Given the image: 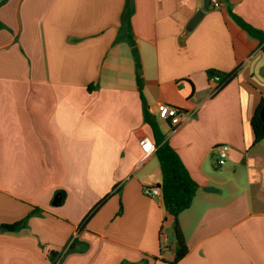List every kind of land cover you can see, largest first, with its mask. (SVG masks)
Masks as SVG:
<instances>
[{
    "label": "crops",
    "instance_id": "1",
    "mask_svg": "<svg viewBox=\"0 0 264 264\" xmlns=\"http://www.w3.org/2000/svg\"><path fill=\"white\" fill-rule=\"evenodd\" d=\"M1 1V0H0ZM143 95L199 190L178 223L162 197L143 122L132 48L118 40L126 0H7L0 6V264H264V140L251 119L264 101V0H133ZM203 18L193 28L199 11ZM209 71L234 74L214 92ZM186 113L177 128L159 119ZM229 156L218 166V147ZM215 188L207 192L206 188ZM104 204L83 223L104 198ZM167 237V238H165ZM74 243V248L69 251Z\"/></svg>",
    "mask_w": 264,
    "mask_h": 264
},
{
    "label": "trees",
    "instance_id": "2",
    "mask_svg": "<svg viewBox=\"0 0 264 264\" xmlns=\"http://www.w3.org/2000/svg\"><path fill=\"white\" fill-rule=\"evenodd\" d=\"M6 2L7 0H1L0 6ZM134 7L135 6L133 0H126L125 9L122 15L121 33L118 40H125L132 48V54L135 61L137 84L142 101L143 122L151 128L153 142L156 147L155 153L159 161L162 173V183L160 185H157V187H159L162 192V200L165 212L168 215L172 216L174 219L173 234L176 240L177 252L176 258L173 263H176L181 260L188 252L185 240L179 228L178 218L181 213L191 207L196 193L199 190V185L191 178L179 155L170 146L165 134L159 127L156 117L151 113L147 101L143 95L142 63L140 60L136 42L132 35L131 27V17L134 13ZM231 16L242 29H244L249 35L260 41L262 46L261 50L264 54V33L245 22L239 16L233 13H231ZM208 75L210 79L216 75L220 76V89L228 84L234 76V74L232 73L222 74L215 71H209ZM263 108L264 101L262 100L251 119V127L254 135L253 145L258 144L264 140V120L260 116ZM107 199L108 196L104 198L98 205H96V207L93 208L92 211L87 215L83 223H86ZM35 212L36 211H33L27 218L23 219L22 221L12 224L0 225V232L13 233L26 228L30 216H32ZM73 248L74 243L70 246L69 251ZM50 258L53 264H59V253L51 252Z\"/></svg>",
    "mask_w": 264,
    "mask_h": 264
},
{
    "label": "built area",
    "instance_id": "3",
    "mask_svg": "<svg viewBox=\"0 0 264 264\" xmlns=\"http://www.w3.org/2000/svg\"><path fill=\"white\" fill-rule=\"evenodd\" d=\"M220 5H221L220 0H210V6H212L213 8H219ZM210 80L211 83H215L217 85L216 88L214 89V92H217L221 87L220 76L216 75L212 77ZM156 111L159 119L163 122L169 123L173 128H177L178 126H180L184 118H190L192 116L191 114L186 113L182 109L163 103L157 105ZM141 149L146 158L148 157L149 154L155 151L156 147L153 140L149 138H145L141 142ZM228 156H229L228 145H221L220 147H218V161H217L218 166H222L226 162ZM145 194L150 197H162L161 189L157 186H152L147 188L145 190Z\"/></svg>",
    "mask_w": 264,
    "mask_h": 264
},
{
    "label": "water",
    "instance_id": "4",
    "mask_svg": "<svg viewBox=\"0 0 264 264\" xmlns=\"http://www.w3.org/2000/svg\"><path fill=\"white\" fill-rule=\"evenodd\" d=\"M209 7H210V0H205L204 9H208ZM203 16H204V11L203 10L199 11L195 15L193 20L190 22L189 28L195 27V25H197V23L203 18ZM260 116L264 120V108L262 109ZM205 191H207V192H215L216 189L212 188V187H208V188L205 189Z\"/></svg>",
    "mask_w": 264,
    "mask_h": 264
},
{
    "label": "rangeland",
    "instance_id": "5",
    "mask_svg": "<svg viewBox=\"0 0 264 264\" xmlns=\"http://www.w3.org/2000/svg\"><path fill=\"white\" fill-rule=\"evenodd\" d=\"M169 233L171 234V237L174 235L173 230L172 231L170 230ZM172 239H173V237H172Z\"/></svg>",
    "mask_w": 264,
    "mask_h": 264
}]
</instances>
